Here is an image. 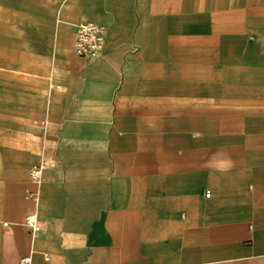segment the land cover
<instances>
[{
	"label": "crops",
	"instance_id": "obj_1",
	"mask_svg": "<svg viewBox=\"0 0 264 264\" xmlns=\"http://www.w3.org/2000/svg\"><path fill=\"white\" fill-rule=\"evenodd\" d=\"M23 259L264 264V0H0V264Z\"/></svg>",
	"mask_w": 264,
	"mask_h": 264
},
{
	"label": "built area",
	"instance_id": "obj_2",
	"mask_svg": "<svg viewBox=\"0 0 264 264\" xmlns=\"http://www.w3.org/2000/svg\"><path fill=\"white\" fill-rule=\"evenodd\" d=\"M105 27L95 22H84L77 25L74 37V53L75 55L86 60L97 57L104 45ZM58 86V85H57ZM45 168L43 162L33 165L29 169V176L33 181L39 182L41 173ZM25 225L33 233L39 230L37 218L35 214H29L25 217ZM28 260L23 259L21 264H25Z\"/></svg>",
	"mask_w": 264,
	"mask_h": 264
}]
</instances>
